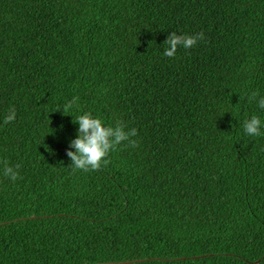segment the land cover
<instances>
[{
	"label": "trees",
	"instance_id": "16d2710c",
	"mask_svg": "<svg viewBox=\"0 0 264 264\" xmlns=\"http://www.w3.org/2000/svg\"><path fill=\"white\" fill-rule=\"evenodd\" d=\"M262 97L264 0H0V264H264ZM86 112L138 146L74 172Z\"/></svg>",
	"mask_w": 264,
	"mask_h": 264
},
{
	"label": "clouds",
	"instance_id": "9594fccd",
	"mask_svg": "<svg viewBox=\"0 0 264 264\" xmlns=\"http://www.w3.org/2000/svg\"><path fill=\"white\" fill-rule=\"evenodd\" d=\"M204 33L200 32L194 36L178 35L176 32H171L164 41L167 47L164 49L163 55L168 58H174L179 47L184 49L193 48L199 40H203ZM258 96L257 92H252L248 99L256 100ZM79 97H73L71 101H68L63 108V113H68L74 107H77V101ZM259 107L264 109V97L258 101ZM16 118L15 109H9L8 114L5 116L3 123L5 125L13 122ZM74 124H78L77 138L70 141L69 148L75 149V151L68 150L66 155L71 160L70 167L75 172L76 170L98 171L102 167L107 166L110 163L108 156L111 152L117 150L118 146L126 142L125 146L137 147V142L131 137L137 135V130L132 128L128 131L125 130L126 125L121 122H117L113 126H105L104 122L100 118H95L91 113H83L78 115L73 121ZM262 121L258 116L253 115L250 119H247L243 123L244 131L249 136L264 135L261 132ZM3 164L4 176L15 182L19 178V167L15 168L10 166L7 160L0 161Z\"/></svg>",
	"mask_w": 264,
	"mask_h": 264
}]
</instances>
